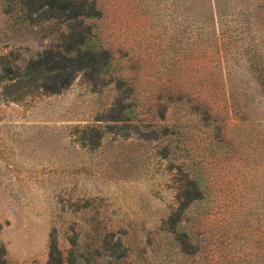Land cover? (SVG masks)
<instances>
[{"label": "rangeland", "instance_id": "1", "mask_svg": "<svg viewBox=\"0 0 264 264\" xmlns=\"http://www.w3.org/2000/svg\"><path fill=\"white\" fill-rule=\"evenodd\" d=\"M87 1L108 62L48 92L2 63L66 21L0 0V264H264V0Z\"/></svg>", "mask_w": 264, "mask_h": 264}, {"label": "trees", "instance_id": "2", "mask_svg": "<svg viewBox=\"0 0 264 264\" xmlns=\"http://www.w3.org/2000/svg\"><path fill=\"white\" fill-rule=\"evenodd\" d=\"M8 2L14 0H7ZM27 15H39L46 20L62 19L66 21V39L62 44L46 48L37 53L24 66L15 65L14 69L9 62L2 63L3 71L14 78L26 80L29 85L39 86L48 92H57L70 83L74 73L78 71L98 72L108 62L109 55L105 50H92L85 48L88 41L92 40L90 25L85 23L86 18L99 15V10L93 2L87 0H15ZM236 98H231V100ZM199 102V100H198ZM202 103V101H201ZM205 110L210 107L203 105ZM212 114V113H211ZM207 114L203 112L204 119L213 117V132L219 134L223 144L230 152L236 151L233 139H226L230 117L226 115ZM116 119V118H114ZM241 127V125H239ZM195 168L197 166H194ZM194 188V202L205 200L208 195L206 178L202 176L200 167L194 169V178L188 182ZM186 238L184 232H179ZM197 246L194 244V254ZM181 251L189 254L187 246L182 245Z\"/></svg>", "mask_w": 264, "mask_h": 264}]
</instances>
